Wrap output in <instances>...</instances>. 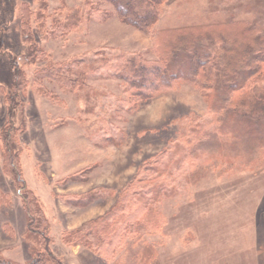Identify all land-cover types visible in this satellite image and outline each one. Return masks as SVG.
<instances>
[{
    "label": "rangeland",
    "instance_id": "obj_1",
    "mask_svg": "<svg viewBox=\"0 0 264 264\" xmlns=\"http://www.w3.org/2000/svg\"><path fill=\"white\" fill-rule=\"evenodd\" d=\"M21 2L33 10L38 6V0H0V85L4 91H9L12 83L11 58L26 71L29 81L33 66L42 65L40 61L25 63L18 10ZM46 2L47 26L53 20H65L81 5V0ZM101 4L110 11L109 17L79 25L65 37L41 40L34 31L50 60L64 61L100 48L157 59L153 50L161 48V35L156 34L159 29L264 16V0H230L227 4L217 0H165L157 21L142 31L122 21L106 1ZM87 83L108 93L102 96L106 115L113 106L120 108L117 98H129V92H124L114 78H95ZM47 85L57 91L60 100L44 98L29 85L21 96L23 128L15 138L21 149L22 177L31 193L27 191L37 198L47 217L49 249L62 264H111L114 260V264H140L139 252L147 243L151 247L143 255V264H264V156L252 168L243 161L225 162L230 159L216 157L203 163L199 157L191 166L179 167V172L172 169L179 187L155 204L158 216L150 218L157 219V226L145 229L139 240L133 233L121 237L110 259L82 246L64 244L65 232L85 231L87 224L111 209L145 158L172 147L180 127L191 118L207 116V103L198 88L181 83L141 102L135 110L127 112L124 105L119 111L122 117L112 122L115 127L103 124L116 135V144L98 146L84 132L85 127H100L93 114L80 113L85 100L59 91L52 83ZM6 114L0 94V128ZM78 117L87 120L78 121ZM217 151L213 149L208 156H216ZM0 191L9 198L6 206H0V250L7 258L23 263L29 258L28 241L23 237L25 213L11 177L2 169L1 158Z\"/></svg>",
    "mask_w": 264,
    "mask_h": 264
},
{
    "label": "trees",
    "instance_id": "obj_2",
    "mask_svg": "<svg viewBox=\"0 0 264 264\" xmlns=\"http://www.w3.org/2000/svg\"><path fill=\"white\" fill-rule=\"evenodd\" d=\"M103 1L117 11L122 21L147 31L157 21V13L165 0H81L78 10L65 20H53L49 26L45 25L46 0H38L36 10L26 2L19 5L25 63L40 61L42 65L33 66L29 81L26 71L11 58L10 90L4 91L0 85L7 109L5 124L0 128V158L2 169L9 174L20 195L26 221L23 237L28 241L29 258L20 263L7 258L0 250V264H62L49 249L47 217L37 198L29 196L19 162L21 149L15 133L23 128L21 96L29 85L34 86L39 95L53 101L60 98L57 91L47 85L50 83L78 100L83 98L86 105L80 113L93 114L100 121V127L95 130L84 129L98 146L108 142L116 144V135L103 124L115 127L112 122L122 117L119 111L124 105L127 112L135 110L141 102L181 83L198 88L207 103V116L191 118L180 127L178 138L171 141L172 147L143 160L104 216L92 220L85 231L82 228L63 234L64 244L109 255V259L119 248L121 237L133 233L139 240L145 229L157 226L155 204L179 187L171 175L172 169L179 172V167H189L199 157L203 163L216 157L221 161L230 159L225 162L243 161L245 166L252 168L264 156V16L207 20L159 29L156 34L161 35V48L153 50L157 59H148L136 52H111L100 48L64 61L50 60L35 32L41 40L57 39L91 20L103 21L110 16V11L101 7ZM217 1L227 4L230 0ZM237 28L239 33L235 35ZM95 78H114L124 92H129L128 99H116L120 108L113 106L109 115L102 101V96L108 93L87 83ZM88 100L91 104H87ZM81 120L87 119L78 117V121ZM216 148L217 155L209 157L210 151ZM8 201V195L0 191V206H6ZM153 214L155 218L151 219ZM150 247L149 243L144 244L139 252L140 264L146 260L143 255ZM114 263L116 260L111 264Z\"/></svg>",
    "mask_w": 264,
    "mask_h": 264
},
{
    "label": "crops",
    "instance_id": "obj_3",
    "mask_svg": "<svg viewBox=\"0 0 264 264\" xmlns=\"http://www.w3.org/2000/svg\"><path fill=\"white\" fill-rule=\"evenodd\" d=\"M73 255H75V251H73Z\"/></svg>",
    "mask_w": 264,
    "mask_h": 264
}]
</instances>
